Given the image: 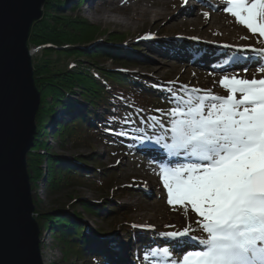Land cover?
I'll return each instance as SVG.
<instances>
[{"label":"snow or ice","instance_id":"obj_1","mask_svg":"<svg viewBox=\"0 0 264 264\" xmlns=\"http://www.w3.org/2000/svg\"><path fill=\"white\" fill-rule=\"evenodd\" d=\"M223 11L264 38V0H226ZM221 47L232 49L226 64L245 65L244 75L222 69L225 74L214 81L227 95L187 84L177 90L172 84L173 106L156 109L159 115L148 117L147 127L137 128L141 135L134 137L161 154L157 174L167 204L182 209L186 219L190 212L196 217L195 227L188 223L182 230L160 232L170 246L149 248L143 257L149 264H264V47ZM253 59L259 76L248 78Z\"/></svg>","mask_w":264,"mask_h":264},{"label":"rangeland","instance_id":"obj_2","mask_svg":"<svg viewBox=\"0 0 264 264\" xmlns=\"http://www.w3.org/2000/svg\"><path fill=\"white\" fill-rule=\"evenodd\" d=\"M218 1L188 0V3L184 4L183 0H87L86 3L78 5V0H69L65 4L63 13L67 16L83 18L108 33L125 34L126 40L120 44L117 43L115 48L125 49L126 56L122 54V57L130 62L129 71L140 79H145L153 85L167 83L165 87L172 84H187L189 87L211 88L215 93L217 84H214V81H218L225 74L222 69L226 70L225 67L228 64L225 61L229 60L232 55L230 52L232 49L223 48L222 45L229 44L233 47L250 45L257 49L264 47V45L260 46L248 39L245 42L231 40L230 37L226 38L225 32L222 31L215 33L214 30H210L200 34L198 29L190 24L191 20L183 8L195 10L203 6L206 9L212 7L215 9L214 11H219L217 10L220 9ZM144 6L152 12L161 11L163 8L167 13L166 17L161 19L157 25L154 24L152 18L149 21L144 18L134 20L135 9ZM104 12H109L108 21L95 19ZM225 20L229 25V30L240 33L241 37H248L246 36L248 32L241 26L235 25L234 19L225 17ZM205 21H208L206 17ZM211 22H214L213 18ZM231 23H233L232 26H230ZM146 35H152L157 40H151L148 44L145 43L146 46H141L144 42H141L140 38ZM177 37L192 38V40H183L184 43L180 44L176 42ZM103 39L106 40V37L96 43H103ZM96 43L94 44L97 45ZM29 48L31 50L32 46ZM42 48H49V46L38 48L39 51L33 58V66L41 60L40 49ZM89 48L85 46L78 49L89 52ZM181 54L187 55L188 59H183ZM203 56L207 57V60L200 62ZM86 58L82 57L85 60ZM197 58L198 60H196ZM61 60L62 69L67 70L72 69L71 66L76 62L74 58L62 57ZM197 61L198 63L195 64ZM105 66L122 70L120 65L111 62L106 63ZM218 70L221 71L217 73ZM228 71L226 72L231 74ZM222 93L227 95L226 92ZM143 110L148 111V108L144 107ZM51 133L49 135L48 132L46 137L49 145L48 152L57 156L58 159H62L66 166L71 168L79 166L82 171L88 172L95 171L96 167H99L98 170L102 172L109 170V174H113L111 181L113 191L118 187L127 189L123 196L121 193L114 194L113 192L106 194L99 190L98 181L94 182L95 185L86 181L85 184L71 182L64 185L60 191L50 194L45 182L40 181L38 184L31 182L35 208L39 205L42 211L61 215L73 223L84 225L86 229L83 233L87 234V238L92 237L95 241L94 245L100 248L93 250L95 255H108L109 257L110 252L107 248L101 247L99 242L103 241L105 246L108 244L110 247L113 240L119 238L123 243L131 244L127 264H136L132 257L138 261L143 260L142 264H149V261L143 259L149 248L170 246L168 241L159 236L160 232L182 230L188 223H192L195 227L194 213L190 212L189 218L186 219L182 214V209L174 211L172 206L167 204V194L157 174L159 169L147 163L150 156L140 154L128 145H112L113 141L107 142L106 139H101L98 136H93L86 142L76 145L72 143L63 145L60 139L53 132ZM93 156L97 157L98 162L92 159ZM142 172H147L148 178H151L150 185L146 183V180L138 178ZM148 178L147 180H149ZM110 202L118 211L115 214L108 212V208L104 209L106 203ZM84 205H89L96 211L100 210V216L86 211ZM155 209L157 213L152 211ZM144 210H147L152 216L149 220L142 217ZM36 218L38 220V214H36ZM148 225H152L154 228L148 229ZM166 225H175V228H169ZM142 226L146 227L142 229ZM41 233V238L45 242L43 244L44 254L51 264H86L85 259L77 258L71 252L67 254V249L52 232L41 229ZM194 234L199 235L198 233ZM134 248L137 249L133 256L131 253ZM139 251L142 252V256L138 257ZM175 254L180 255L179 252ZM152 259L158 260L160 257H150V260ZM99 264H103V260Z\"/></svg>","mask_w":264,"mask_h":264},{"label":"trees","instance_id":"obj_3","mask_svg":"<svg viewBox=\"0 0 264 264\" xmlns=\"http://www.w3.org/2000/svg\"><path fill=\"white\" fill-rule=\"evenodd\" d=\"M68 1L47 0L43 17L33 24L28 42L29 46L36 49L49 46L40 49L42 58L34 64L35 81L42 98L37 115L35 144L28 156L31 182L38 184L46 178L48 193L54 194L71 182L85 184L90 181L94 184L98 181L99 190L106 194L121 193L123 196L127 189L118 187L113 191V174H109V170L102 172L96 167L95 171L88 172L82 171L79 166L71 168L48 152L46 137L50 118L61 108L68 116L65 125H57L55 129V135L63 145H76L93 136L106 139L107 142L115 140L122 143L123 136L119 132L137 131L140 121H147L144 107L151 110L150 115H159L156 109L163 108L171 100L157 86H152L151 82L129 71L130 62L122 57V54L126 56L125 49L115 48L117 43L126 40L125 34L108 33L83 18L65 15L63 10ZM84 1L78 0L79 4ZM103 37L106 40L89 48V52L78 49L89 47ZM62 57L76 60L72 69H62ZM82 57L87 58L85 60ZM108 62L120 65L122 70L106 67ZM126 120L129 123L126 124ZM92 159L98 162L97 157L93 156ZM44 162L47 168L42 167ZM111 204L106 203L104 209L108 208V212L115 214L118 211ZM84 206L86 211L100 216V210ZM40 207L38 205L36 208V214L41 229L52 232L67 249V254L71 252L77 258L85 259L86 264H99L105 260V255L94 254L92 244L95 241L83 233L86 229L84 225L42 211Z\"/></svg>","mask_w":264,"mask_h":264},{"label":"water","instance_id":"obj_4","mask_svg":"<svg viewBox=\"0 0 264 264\" xmlns=\"http://www.w3.org/2000/svg\"><path fill=\"white\" fill-rule=\"evenodd\" d=\"M47 0H0V264H44L28 156L41 92L29 38Z\"/></svg>","mask_w":264,"mask_h":264},{"label":"bare ground","instance_id":"obj_5","mask_svg":"<svg viewBox=\"0 0 264 264\" xmlns=\"http://www.w3.org/2000/svg\"><path fill=\"white\" fill-rule=\"evenodd\" d=\"M220 3L218 4V7L220 9H217L219 11H214L215 9H212V7H208V9H206L205 7H199V8H196L195 10L193 9H190V8H183L184 12H186V14H188L189 18H190V24L195 26L196 29H198L199 33L200 34H204L206 31H210V30H214L215 33H219V32H225V35H226V38L230 37L231 40H240V41H246V39H242V37H245V36H242L241 37V34L240 33H237V32H234V31H231L229 30V25L226 24V20H225V17H228V18H232L234 19L233 17L230 16V14H227L223 11V8L225 6V3L226 1L225 0H220L219 1ZM84 3H86V1H84ZM138 3V2H137ZM146 6L144 7H140V8H136L135 9V13L133 15V19L134 20H138L140 18H144L145 20H151V18L153 19L154 21V24L157 25L159 24L160 20L161 19H164L166 17V12H164L165 10L163 8H161V11H156V12H152L150 9H148L147 7L145 8ZM213 10V11H212ZM180 12V10H179ZM204 12H208L209 13V16L206 17V19L208 20L207 22L205 21V16L203 15ZM109 12H104L101 16H97L95 19H97L98 21H108V15ZM213 18V23L211 22ZM234 24L235 25H238L236 24V22L234 21ZM233 23H231L230 26H232ZM240 26V25H238ZM214 27V28H213ZM241 28H243L241 26ZM226 29H228V31H226ZM244 29V28H243ZM246 32H248L246 29H244ZM248 40L249 41H254L256 44L260 45V46H263L264 45V38H259L258 35L257 36H254L253 34L249 33L248 32ZM154 40H157V39H154ZM148 42H151V40L148 38L147 41L144 42L143 45L141 46H146L145 43L148 44ZM153 42V41H152ZM177 43H184L182 41H179ZM101 43L97 44V45H100ZM216 49V48H215ZM193 50V49H192ZM37 51H39V49H36V48H31V57L32 59L35 57V55L37 54ZM218 51V50H216ZM219 51H222V50H219ZM232 52V51H230ZM126 53V52H125ZM183 59L187 58L188 59V56L187 55H180ZM198 60V58L196 59ZM207 60V57L203 56L201 57L200 59V62H205ZM197 62H195V64H197ZM249 65H251V68H249V71L247 73V76L248 78H252V76L255 74L257 75V77L259 76V74L257 73L256 69L258 67V65L256 66V60L253 59L252 61L249 62ZM244 63L242 62L241 64H238V65H235V66H226V71L229 70L228 72L230 73H233V72H240L241 75H244L245 73H243L241 71V69L244 67ZM216 71V70H215ZM221 70H218L217 73H219ZM219 80V79H218ZM169 92V91H168ZM222 92H226L224 89H222L218 84L216 85V89H215V93L219 94V95H223ZM170 93V92H169ZM42 95V93H41ZM50 125H49V135H51L53 132L55 134V129L57 128V125H65V122L66 120H68V116L66 115V113L63 111V108L61 109H57L56 112L53 114V116L50 118ZM53 126V128H52ZM53 131H51L52 129ZM36 139V137H35ZM34 144H35V141H34ZM151 155V154H150ZM152 156V155H151ZM62 160V159H60ZM42 167L44 168H47V163L44 162L42 164ZM140 180H143V181H147L146 183L150 185V181L151 178L149 177L148 178V174L147 172H142L140 173L139 177H138ZM147 178L149 180H147ZM159 178V177H158ZM43 182H45V185H46V178H44V180H42ZM145 183V184H146ZM166 191V190H165ZM152 211H155L157 213V210H152ZM146 212V213H145ZM142 217L146 220H149V218H151L152 216L149 214V212H147V210H144V213L142 214ZM146 226H142L141 228L144 229ZM50 232V231H49ZM42 235V233H41ZM153 236V235H152ZM40 241H41V252H42V249H43V261H44V264H51V262L48 261V259L45 257V254H44V245L45 242H44V239H42L40 237ZM106 244V243H105ZM107 246H104L105 248L108 249V252L109 253V257L108 259L112 260V261H116L115 259H119L121 260L122 263L124 264H127L128 262V253H129V250L131 248V244L130 243H123L119 238H115V240H113V244L112 246L109 247L108 244H106ZM92 248L93 250H96V249H100L99 247H96L94 245V243L92 244ZM104 252L107 253V251L105 249H103Z\"/></svg>","mask_w":264,"mask_h":264}]
</instances>
